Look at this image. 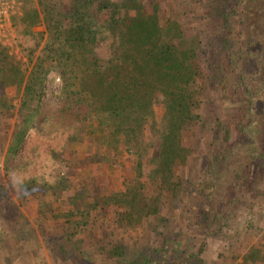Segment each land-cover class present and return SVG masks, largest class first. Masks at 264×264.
Segmentation results:
<instances>
[{
	"label": "rangeland",
	"instance_id": "obj_1",
	"mask_svg": "<svg viewBox=\"0 0 264 264\" xmlns=\"http://www.w3.org/2000/svg\"><path fill=\"white\" fill-rule=\"evenodd\" d=\"M50 1L63 14L66 0ZM153 1L159 5L168 3L160 6L161 11L188 13V29L223 5L222 0H144L149 3V11ZM226 1L223 6L228 9L232 3ZM233 1V11L239 14L237 22L245 15V24L255 28L264 45V0ZM29 11L38 12V0H22V11L15 23L17 54L6 49L7 59L0 57L1 65L5 59L20 66V76L16 78L8 67L0 71V83H4L0 87V264H264V171L245 166L248 160L240 152L230 154L210 172L203 171L208 168L205 151L212 146L219 148L220 139L214 135L218 132L214 127L217 118L225 121L231 111V98L217 91L204 88L199 95V112L206 126L201 128L200 123L184 134L191 154L186 166L176 172L181 183L179 192L205 178L211 193L209 202L181 195L176 199L162 193L157 213L138 224H128L122 218L123 209L110 205L101 210L100 203L138 186L146 197L158 191L149 162L165 130L161 98L153 104L145 126V142L150 145L142 160L128 155L119 142L113 144L114 151L108 148L102 155L107 135L102 126L92 134L81 135L65 149L66 136L43 131L28 135L15 154L7 153L13 132L20 125V114L25 112H19L24 86L47 36L42 21L29 30L19 24V18ZM203 23L207 25L203 27L205 32H210V21ZM235 27L240 28L238 23ZM35 34H43L42 39ZM36 42L39 46L30 59L29 51ZM207 46L215 47L213 38ZM97 53L106 58L107 45L100 44ZM257 82L254 92L258 94L263 92L264 82ZM45 83L47 90L41 105L54 109L60 81L51 72ZM70 128L81 134L78 124ZM235 173L242 176L235 178ZM63 181L69 187L59 192ZM76 197L80 198L75 200ZM113 249H117L115 256L109 252ZM252 253L257 257L253 262L249 260Z\"/></svg>",
	"mask_w": 264,
	"mask_h": 264
},
{
	"label": "trees",
	"instance_id": "obj_2",
	"mask_svg": "<svg viewBox=\"0 0 264 264\" xmlns=\"http://www.w3.org/2000/svg\"><path fill=\"white\" fill-rule=\"evenodd\" d=\"M230 1L228 9L223 6L227 1L222 0L219 11L198 19V25L188 29V13L161 11L160 6H166V2L159 5L153 1L149 11V3L144 0H66L63 14H59L50 0H38V12H26L18 22L29 30L42 21L47 36L24 86L19 112H25L20 114V125L13 132L7 153L15 154L31 134L44 131L66 136V148L81 135L92 134L102 126L107 133L102 155L108 148L114 151L113 144L119 142L128 155L142 160L150 145L145 142V126L159 97L164 106L165 130L149 162L158 193L154 191V195L146 197L135 185L138 189L132 192L104 198L100 208L117 206L123 209L122 218L128 224H138L157 213L162 193L176 199L181 195L209 202L211 193L205 178L180 192L181 183L176 179L177 170L186 166L191 154L184 134L200 123L201 128L206 126L199 112V95L206 88L231 98V111L227 120L217 118L214 123L219 148L212 146L205 151L208 168L203 171L207 173L230 154L239 152L248 160L245 166L264 171L263 85H259L263 92H254L257 81L264 82V45L255 28L245 24V15L237 22L239 14L233 11L234 1ZM208 20L213 29L207 30L209 33L203 28L207 26L203 21ZM16 21L13 19L14 24ZM35 35L40 40L43 37ZM210 38L215 42L213 49L207 46ZM39 42L29 51L28 58ZM100 44L108 47L106 58L97 53ZM0 48L4 51L0 57L7 59L6 49ZM2 60L5 64H0L1 73L8 67L14 77L20 76L19 64ZM51 72L59 79L60 90L57 107L46 109L41 102ZM3 85L1 82L0 87ZM73 124L81 126V134L71 130ZM210 129L214 131L212 126ZM138 166L140 170V163ZM240 176L235 173V178ZM60 184L59 192L69 187L65 181ZM65 216H69L68 212ZM109 252L115 256L117 249ZM256 258V253H252L249 260Z\"/></svg>",
	"mask_w": 264,
	"mask_h": 264
},
{
	"label": "built area",
	"instance_id": "obj_3",
	"mask_svg": "<svg viewBox=\"0 0 264 264\" xmlns=\"http://www.w3.org/2000/svg\"><path fill=\"white\" fill-rule=\"evenodd\" d=\"M21 11L22 0H0V46L15 55L17 40L13 19L19 17Z\"/></svg>",
	"mask_w": 264,
	"mask_h": 264
}]
</instances>
